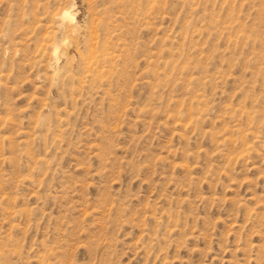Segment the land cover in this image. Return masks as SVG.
Instances as JSON below:
<instances>
[{"label": "rangeland", "instance_id": "374dc122", "mask_svg": "<svg viewBox=\"0 0 264 264\" xmlns=\"http://www.w3.org/2000/svg\"><path fill=\"white\" fill-rule=\"evenodd\" d=\"M0 264H264V0H0Z\"/></svg>", "mask_w": 264, "mask_h": 264}, {"label": "bare ground", "instance_id": "6f19581e", "mask_svg": "<svg viewBox=\"0 0 264 264\" xmlns=\"http://www.w3.org/2000/svg\"><path fill=\"white\" fill-rule=\"evenodd\" d=\"M62 9H64V8L62 7ZM62 9H61V10H62ZM65 9H66V8H65ZM65 9H64V11H65ZM59 12H60V11H59ZM57 13H58V12H57ZM66 13H67V12H66ZM59 14H60V13H59ZM55 15H57V14H55ZM58 17H59V16H58ZM60 18H61V17H60ZM61 19H64V18H61Z\"/></svg>", "mask_w": 264, "mask_h": 264}]
</instances>
